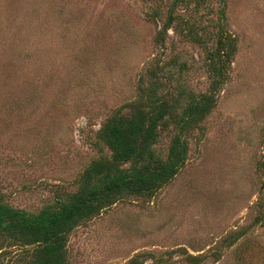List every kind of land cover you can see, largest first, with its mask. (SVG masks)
Masks as SVG:
<instances>
[{
    "label": "rangeland",
    "instance_id": "obj_1",
    "mask_svg": "<svg viewBox=\"0 0 264 264\" xmlns=\"http://www.w3.org/2000/svg\"><path fill=\"white\" fill-rule=\"evenodd\" d=\"M163 101L152 148L180 139L184 166L82 220L68 263L264 264V0H0L1 201L59 206L110 156L103 129ZM0 264L35 245L0 235Z\"/></svg>",
    "mask_w": 264,
    "mask_h": 264
},
{
    "label": "trees",
    "instance_id": "obj_2",
    "mask_svg": "<svg viewBox=\"0 0 264 264\" xmlns=\"http://www.w3.org/2000/svg\"><path fill=\"white\" fill-rule=\"evenodd\" d=\"M168 22L169 26L171 15ZM200 96L187 106L191 118H199V114L203 117L211 109L206 101L210 95ZM170 108L163 101L150 111L138 107L131 116L113 119L100 135L110 156L94 160L85 170L82 186L59 206L50 205L32 213L0 200V235L35 245L39 264H69V234L82 220L113 203L120 194L154 192L184 166L187 147L180 139L172 145L167 159L158 157L152 148L157 128L170 114ZM127 163L131 167L123 168Z\"/></svg>",
    "mask_w": 264,
    "mask_h": 264
}]
</instances>
